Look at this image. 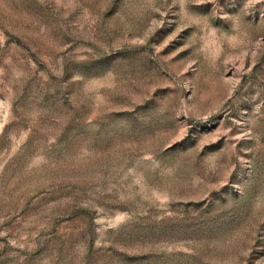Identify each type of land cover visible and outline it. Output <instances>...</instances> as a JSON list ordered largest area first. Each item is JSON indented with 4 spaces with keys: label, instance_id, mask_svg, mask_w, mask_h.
Returning <instances> with one entry per match:
<instances>
[{
    "label": "rangeland",
    "instance_id": "rangeland-1",
    "mask_svg": "<svg viewBox=\"0 0 264 264\" xmlns=\"http://www.w3.org/2000/svg\"><path fill=\"white\" fill-rule=\"evenodd\" d=\"M0 264H264V0H0Z\"/></svg>",
    "mask_w": 264,
    "mask_h": 264
}]
</instances>
